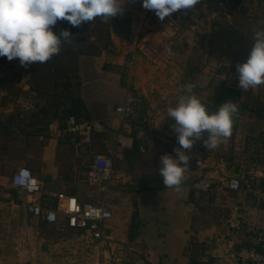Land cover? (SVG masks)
Returning <instances> with one entry per match:
<instances>
[{"label": "rangeland", "instance_id": "1", "mask_svg": "<svg viewBox=\"0 0 264 264\" xmlns=\"http://www.w3.org/2000/svg\"><path fill=\"white\" fill-rule=\"evenodd\" d=\"M228 1L200 0L188 11L178 10L163 21L152 15L151 22L141 29L140 42L131 54L137 58V78L124 74L122 66H119L118 72L113 69L120 74L121 85H129L130 91L139 99L135 125L146 128L154 137L150 163L155 164L153 173L157 175L162 167L161 156H175V133L171 127L174 120L167 117V111L177 104L182 95L188 93L185 85H195L190 94L207 102L222 101V93L230 89L232 92L226 94L225 102L231 100L238 104V108L240 104L247 107L236 129H232L231 136L217 148L207 149L202 140L193 145L188 152L190 162L179 191L167 187L152 191L138 190L137 208L141 215L143 235L150 236L158 231L161 235L181 236L186 219L190 220L192 216V203L185 207L184 201L179 200L180 195L186 192V187L191 191L194 183L209 178L213 186L208 193L194 192L196 202L193 203L195 211L202 216L200 224L203 232L207 231L214 240L237 235L242 241L237 245L263 240L264 200L253 196L250 190L264 187V84L244 91L238 86V73L234 70L236 65L229 59L211 56L210 50L213 32L220 28H225L229 33L236 31L249 42L248 46L253 44L254 30L264 28V4L257 1L252 2L251 6V2L246 1L240 7L233 8ZM131 21L128 18L127 24ZM90 22L89 26L83 23L74 27L66 20L58 21L53 30L55 34L59 35L62 29H66L72 33L73 43L63 45L60 54L45 63L34 62L23 67L19 59L9 61L7 57H0V79L10 81L8 87L6 83H0V264H122L125 256L129 262L136 259L127 255L124 246L128 238L126 234L130 233V238L133 233L130 226H133L134 220L125 230L111 229L113 237L118 232L121 236L120 239H113L117 244L111 248L115 255L105 259L104 252L108 249H95L94 245H86L89 246L86 248L66 239L69 237L67 232L54 226L40 229L34 219L26 216L10 186L12 174L22 166L21 157L27 146L19 143V136L38 137L41 134L45 141L55 130L53 127L60 128L64 124L69 114L68 108L72 105L71 99L79 94L78 80L70 84V89L64 81H55L59 69L56 59L62 58L70 66L72 60L76 59L71 52L95 56L107 51L111 43L110 24L99 17ZM200 39L202 45L199 44ZM111 65L107 62L104 64ZM97 81L96 77L91 79L93 83ZM93 89L98 91L92 94L95 98H102L103 94L105 98L108 97V92L100 84ZM235 92L239 93L238 98H235ZM113 100L106 102L109 104ZM36 141L31 139L30 143L35 144ZM115 176L110 182L116 179ZM159 178L163 180V177ZM231 178L241 181V190L237 193L228 189ZM128 183L122 178L119 184L123 195L130 192ZM114 199L108 200L111 202ZM242 205L245 208L235 209V206ZM118 208L115 218L127 220L129 211H132L131 217L135 218L131 205L123 202ZM198 245L193 249L200 253L202 244ZM203 249L206 250V246Z\"/></svg>", "mask_w": 264, "mask_h": 264}, {"label": "crops", "instance_id": "2", "mask_svg": "<svg viewBox=\"0 0 264 264\" xmlns=\"http://www.w3.org/2000/svg\"><path fill=\"white\" fill-rule=\"evenodd\" d=\"M124 9L123 14L119 15L114 27L111 26L110 21L108 22L110 24L111 43L107 51H102L95 56L82 55L81 53L76 55V59L81 55L80 59L77 60L78 78L81 83L77 98H80L84 104L82 112L84 116L81 120L93 123L99 122L101 125V128L96 129L92 134V145L88 147L82 144V140L78 137L61 138L59 128L56 126L53 127L55 130L49 137H46L45 141H43L44 137L41 134L38 137L19 136V143H25L27 146H25L21 157L22 166L17 167L14 171L15 173L22 167L30 169L44 187V198H51L58 193H65L77 197L84 204L104 205L110 209L113 213V219L108 223L105 231L106 245L98 246V243H92L88 239L81 237L79 233L67 229L64 221L56 225H49L42 219H34L26 213L21 203L20 206L23 208L24 213L27 214V217L29 216L30 219L36 221L40 229L54 226L62 232H67L69 237L66 239H71L86 248L89 247L86 245H94L95 249H108L107 252H104L105 259L115 255L114 250L111 248L112 245L116 247L117 244L113 242V239H120L121 236V233L118 232L113 237L111 229L125 230L127 225L134 220L133 226H130V230L132 228L131 231L133 233L130 238V233L129 235L126 234L128 238L124 246L127 255L129 254L136 259H130L129 262V258L125 256L124 261L128 264H241L230 256L232 248L237 249V247L243 245H237L241 238L235 235L227 239L217 237L214 240L207 231L203 232L202 224H200L202 216L197 210L195 211V204L193 203L196 202L194 200V192L203 193L194 187L191 191L186 187V192L182 196L180 195L179 200L184 201L185 207L192 203L190 208L192 216L189 218L190 220L186 219L181 236L161 235L158 231H154L150 236L143 235L141 215L137 208L138 196L136 194L138 195L137 192L141 188L143 189H141L142 191H152L165 186L149 185V182L162 180L159 178L160 175L153 173L155 164L153 162L150 163L152 160L150 150L154 145V137L152 146L145 153H141V142L137 140L136 136L138 129L141 127L135 124L123 123L120 116L115 113L116 108L125 102L126 93L130 89L129 85H121L120 74L115 73L116 71L113 69H117L118 72L119 66H122L124 74L137 78L139 74V71L135 69L137 58L134 54L133 56L131 54L134 52L133 48L137 47V43L140 42L141 29L145 24L147 25L151 22L150 18L155 12L144 9L142 0H127ZM128 18L132 20L129 25L127 24ZM85 24L89 26L91 22L89 21ZM106 62L108 64L111 63L113 66H104ZM234 70L237 72L236 69ZM94 77L98 79L96 83L91 82ZM87 80L90 82H87ZM97 84H100L103 90L106 89L105 91L108 92L106 94L108 95L107 99L105 94L102 95V98L92 96V94L98 92L93 89ZM108 99L110 101L114 100L108 104L106 102ZM73 101L68 108L69 110L74 107ZM142 129L145 128L143 127ZM147 131L149 132V130ZM31 139L37 140L35 144L30 143ZM13 143L15 144L16 141H13ZM95 153L114 157L113 175L116 174V179L112 182H101L99 174L92 170L91 166ZM122 178H124V182H129L127 186H130V192L125 195L122 194V190L119 187ZM128 178L132 181H129ZM134 186L139 187L132 189ZM120 196L122 197L120 198ZM15 197L17 199L16 192ZM111 198H115L114 201L110 202L108 200ZM123 202L133 207L134 219L131 217L132 211H129L127 220L122 221L120 218H115V211L119 209V205H123ZM235 207L238 210L239 208H245V205ZM262 235L263 240L261 242L264 241V234ZM239 236L241 235L239 234ZM198 244H202L200 253L193 249H196L199 246ZM203 245L206 246V250L203 249ZM116 261L123 262L121 259H116ZM125 262L122 264H126Z\"/></svg>", "mask_w": 264, "mask_h": 264}, {"label": "clouds", "instance_id": "3", "mask_svg": "<svg viewBox=\"0 0 264 264\" xmlns=\"http://www.w3.org/2000/svg\"><path fill=\"white\" fill-rule=\"evenodd\" d=\"M127 0H0V57L9 61L19 59L21 66L34 62L40 64L59 55L63 45L73 43L70 31L62 29L59 35L53 28L60 20L72 26L93 21L103 22L122 15ZM200 0H142V7L154 11L163 21L178 10H189ZM254 43L247 58L236 65L238 86L244 91L264 84V28L254 30ZM170 51V50H169ZM195 85L187 84L188 93L182 95L174 107H169L167 117L174 120L171 126L179 147L175 156L164 154L159 175L167 188L180 190L184 173L190 162L189 150L197 141L207 149H215L231 136L238 104L224 102L210 112L195 95L190 94ZM206 134V138H205Z\"/></svg>", "mask_w": 264, "mask_h": 264}, {"label": "built area", "instance_id": "4", "mask_svg": "<svg viewBox=\"0 0 264 264\" xmlns=\"http://www.w3.org/2000/svg\"><path fill=\"white\" fill-rule=\"evenodd\" d=\"M119 15L110 20L111 26H115ZM138 97L128 91L125 102L115 110L121 121L127 124H135L138 111ZM31 107H28L30 109ZM99 122H89L78 120L71 116L66 123V128L60 132L62 136L78 137L82 144L90 147L92 145V134L96 129H100ZM137 140L141 142L140 152L145 153L153 144V135L145 129L139 128ZM173 145L179 147L174 136ZM114 157L112 155L104 156L98 153L93 155L92 170L100 176L101 182L109 183L113 178ZM10 185L16 192L18 201L24 206L26 213L34 219H42L49 225H56L64 221L67 229L79 233L81 237L88 239L97 245H106L105 231L108 223L113 219V213L106 206H96L84 204L75 196L65 193H58L54 197L44 198V187L36 178L32 171L26 167L19 168L11 177ZM213 186L209 178H203L193 187L203 194L208 193ZM228 189L232 192L241 190V181L231 178L228 182ZM105 190V189H103ZM250 193L264 200L263 190L251 189ZM263 251L254 248L234 249L230 251L232 259L241 264H264V245Z\"/></svg>", "mask_w": 264, "mask_h": 264}, {"label": "trees", "instance_id": "5", "mask_svg": "<svg viewBox=\"0 0 264 264\" xmlns=\"http://www.w3.org/2000/svg\"><path fill=\"white\" fill-rule=\"evenodd\" d=\"M246 1L251 2V6H252V2H257L260 1L262 4H264V0H233V2L230 0L228 1L229 4H232L233 8H238L240 7L242 4H245ZM56 29V26L53 28V30ZM55 33V32H54ZM211 50H210V55L211 56H217L218 58H226L229 59L232 63H234L235 65H237L238 63H242L244 62V60L247 58L248 52L251 49L253 44H250V46H248L247 44H249L248 41L244 40V38L242 36H240L238 34V32L236 31H232V32H228L225 28H220V30L213 32V36H212V43H211ZM241 48H243L244 50L242 51ZM62 48H64V46H62ZM71 55H73V57H76L75 53H70ZM57 60V64H58V75H56L55 77V81H64V84L68 85L69 87L68 89L72 88V86L70 85L71 83H73L74 81L78 80L77 83V89L80 90V80L78 78V65H77V60L74 59L72 60L70 66H68V63H65V61H63V59L58 58ZM236 69V67L234 68ZM63 71V72H62ZM54 81V82H55ZM9 80L6 79H0V83H6V87L9 86ZM232 91L230 89H227L226 92L222 93V97L220 100L222 101H203L201 100L207 107L208 110L210 112L215 111L217 107H219L220 105H222L225 102V96L226 94H230ZM239 97V93L235 92V98ZM74 100V107L73 109L69 110V114L68 117L65 119L64 124L59 128V131L61 132L62 130H64L66 128V123L67 120L71 117L74 116L76 117L78 120H81V118L84 116L83 115V101L80 98H77V96H74L73 99ZM138 110L140 108V104H138ZM246 105L244 104H240V108H238V115L234 118V123H233V130L236 129L237 124L239 122V118L240 116L243 114V112L246 110ZM146 129V128H145ZM147 130V129H146ZM59 132V133H60ZM61 138H70L71 136H62L60 135ZM136 150V149H135ZM264 191V187L263 189H261ZM264 245V241L263 242H259V243H254V244H248V245H241L240 247H237V249H242V248H247V249H256L258 251H263L262 250V246ZM212 264V263H210Z\"/></svg>", "mask_w": 264, "mask_h": 264}, {"label": "water", "instance_id": "6", "mask_svg": "<svg viewBox=\"0 0 264 264\" xmlns=\"http://www.w3.org/2000/svg\"><path fill=\"white\" fill-rule=\"evenodd\" d=\"M210 42H211V40H210ZM199 44L202 45V39H200ZM209 47H210V45H209ZM149 185H152V186H165L163 184V180H161V181H155V182H152V183L149 182Z\"/></svg>", "mask_w": 264, "mask_h": 264}]
</instances>
